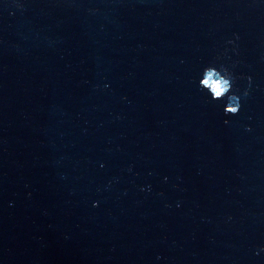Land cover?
Instances as JSON below:
<instances>
[{"label": "water", "instance_id": "water-1", "mask_svg": "<svg viewBox=\"0 0 264 264\" xmlns=\"http://www.w3.org/2000/svg\"><path fill=\"white\" fill-rule=\"evenodd\" d=\"M0 264H264V0H0Z\"/></svg>", "mask_w": 264, "mask_h": 264}, {"label": "clouds", "instance_id": "clouds-1", "mask_svg": "<svg viewBox=\"0 0 264 264\" xmlns=\"http://www.w3.org/2000/svg\"><path fill=\"white\" fill-rule=\"evenodd\" d=\"M236 39H239L238 35ZM229 43H234V41H229ZM248 79L251 81L252 78ZM236 80L237 77L232 67L212 61L203 69L199 87L212 101H228L224 108L226 115H238L243 105V97L250 95V91L245 90L242 94H238ZM225 123L229 121L226 120Z\"/></svg>", "mask_w": 264, "mask_h": 264}]
</instances>
